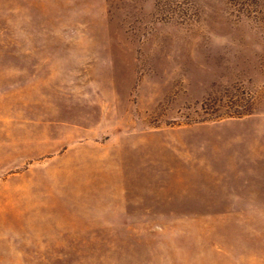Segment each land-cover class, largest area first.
Masks as SVG:
<instances>
[{"label":"rangeland","instance_id":"rangeland-1","mask_svg":"<svg viewBox=\"0 0 264 264\" xmlns=\"http://www.w3.org/2000/svg\"><path fill=\"white\" fill-rule=\"evenodd\" d=\"M0 264H264V0H0Z\"/></svg>","mask_w":264,"mask_h":264}]
</instances>
